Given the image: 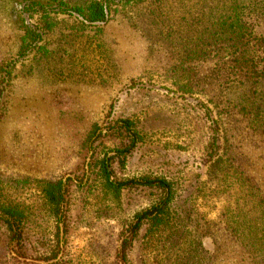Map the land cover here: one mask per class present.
Segmentation results:
<instances>
[{
    "label": "rangeland",
    "instance_id": "1",
    "mask_svg": "<svg viewBox=\"0 0 264 264\" xmlns=\"http://www.w3.org/2000/svg\"><path fill=\"white\" fill-rule=\"evenodd\" d=\"M151 8L163 10L170 25L186 12L175 0H154ZM81 30L57 28L38 44L41 50L26 56L4 58L0 51V83L5 89L0 106L2 200L34 215L26 229L29 259L11 253L15 263L122 264L117 254L135 215L156 206L162 197L159 191L139 187L116 198L99 177L96 160L124 145L108 128L130 118L144 142L124 163L113 164V181L165 177L176 183L179 204L195 206L205 221L201 228L184 222L189 232L168 231L163 236L148 234L145 227L132 244L129 264H254L239 236L227 231L222 219L229 201L234 205L236 190L229 200L209 184L197 202L189 200L207 180L202 164L215 127H205V112L196 102L206 98L176 94L173 79L157 72L164 65L162 58L147 57L137 35L121 33L114 41L116 31L109 27L100 34ZM111 55L118 69L111 66ZM96 125L101 131L88 141ZM219 132L223 137L224 130ZM243 137L235 152L246 158L244 168L251 171L248 159L255 148L249 136ZM70 179L69 218L66 224L58 223L47 209L42 184ZM57 244L56 259H40Z\"/></svg>",
    "mask_w": 264,
    "mask_h": 264
},
{
    "label": "trees",
    "instance_id": "2",
    "mask_svg": "<svg viewBox=\"0 0 264 264\" xmlns=\"http://www.w3.org/2000/svg\"><path fill=\"white\" fill-rule=\"evenodd\" d=\"M175 1L178 6L185 5L186 12L170 25V20L164 19L163 10L151 8L154 0H0V51L4 58L26 56L40 48L38 44L45 41L46 34L60 27L80 28L81 32L91 29L98 34L109 27L112 32L116 31L114 41L121 33L137 35L147 57L162 58L160 62L164 65L157 72L173 79L176 94H198L206 98L196 102L205 112V127L209 125L212 130L213 125L215 129L202 164L207 168V180L199 184L198 194L189 196L190 202L195 203L204 196L209 184L215 186L214 192L229 200L236 190L234 205L229 201L224 207L222 219L226 230L239 236L254 264H264V0ZM98 34L95 35L98 37ZM114 41L110 42L112 47ZM112 51L116 53L114 48ZM110 60L111 66L118 69L112 55ZM8 76H12L11 70ZM1 86L0 83V106L5 92ZM94 128L88 141L101 131L97 125ZM108 131L124 143L122 148L96 160V169L108 193L119 198L121 192L140 187L162 194L156 206L134 217L130 235L117 254L120 263L129 264L132 244L145 227L148 234L158 232L163 236L175 230L179 234L189 232L184 222L197 223L201 228L205 219L187 201L179 204L176 183L165 177L113 181V164L124 163L144 138L130 118L120 119ZM244 134L250 137V144L255 148V154L248 159L251 171L244 168L246 158L235 152ZM71 182L70 179L67 183L58 180L42 184L41 194L47 209L58 223L66 224L69 218L66 206ZM1 194L0 181V264H8L10 260L15 263L11 253L27 260L26 229L34 215L26 207L4 202ZM59 246L40 259H56ZM15 264L21 263L17 260Z\"/></svg>",
    "mask_w": 264,
    "mask_h": 264
}]
</instances>
